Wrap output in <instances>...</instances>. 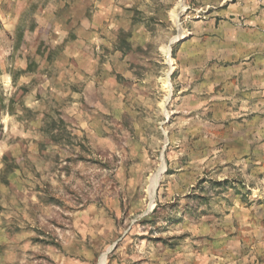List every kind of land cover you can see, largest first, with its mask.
<instances>
[{
  "label": "rangeland",
  "instance_id": "374dc122",
  "mask_svg": "<svg viewBox=\"0 0 264 264\" xmlns=\"http://www.w3.org/2000/svg\"><path fill=\"white\" fill-rule=\"evenodd\" d=\"M80 30L0 44V264H264V163L231 159L264 0H88Z\"/></svg>",
  "mask_w": 264,
  "mask_h": 264
},
{
  "label": "crops",
  "instance_id": "0c3cea01",
  "mask_svg": "<svg viewBox=\"0 0 264 264\" xmlns=\"http://www.w3.org/2000/svg\"><path fill=\"white\" fill-rule=\"evenodd\" d=\"M82 1L88 0H0V44L6 43L7 36H13L18 32L34 34L40 26L54 28L56 31L53 33L58 34L80 33ZM111 1L118 3V0ZM27 17L32 20L30 27H33L34 31H28L29 24L25 21ZM247 127L254 132L253 135H232L231 159L243 165L262 164L264 163V129L258 124H247ZM260 183L261 191L258 192V200L253 207L252 219L255 227V242L264 243V179L261 178Z\"/></svg>",
  "mask_w": 264,
  "mask_h": 264
},
{
  "label": "bare ground",
  "instance_id": "6f19581e",
  "mask_svg": "<svg viewBox=\"0 0 264 264\" xmlns=\"http://www.w3.org/2000/svg\"><path fill=\"white\" fill-rule=\"evenodd\" d=\"M162 167V166H161ZM159 171V170H158ZM159 173L155 174L152 178H151V190L154 188V186L156 185L157 181H158V177H159ZM103 261V257L100 260V263Z\"/></svg>",
  "mask_w": 264,
  "mask_h": 264
}]
</instances>
